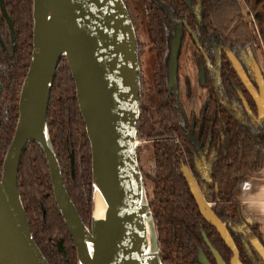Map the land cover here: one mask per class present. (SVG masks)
<instances>
[{
	"label": "trees",
	"instance_id": "obj_1",
	"mask_svg": "<svg viewBox=\"0 0 264 264\" xmlns=\"http://www.w3.org/2000/svg\"><path fill=\"white\" fill-rule=\"evenodd\" d=\"M138 42L139 58L143 52L141 31L146 34L149 51L153 53L151 81L141 80L137 140L149 149V173L144 175L140 153H136L143 180H149L147 194L162 264H198V251L209 253L204 237L229 264L231 252L216 230L201 216L189 187L180 173L186 166L197 182L204 199L213 203L212 210L222 220L239 252L242 264H264L255 253L242 249L234 231L236 225H246L259 239L255 225H247L240 212L238 196L245 183L264 163V120L257 123L243 111L236 118L233 103H239L237 92L243 87L227 61H223V105L216 94L207 103L203 119L195 123L194 133L184 128L173 96L167 93V63L171 45V25L179 19L192 28L191 6H199L201 26L198 33L213 35L220 44H230L239 50L253 45L264 56V0H123ZM13 22L19 25L17 52L24 61L12 94V115L8 128L0 137V173L2 158L10 144L17 122V99L25 78L32 46V0H12ZM240 3L245 7L240 9ZM249 16L250 20H244ZM202 28V33H201ZM206 29V30H204ZM202 44V43H201ZM264 79V68L261 69ZM234 87L239 90L234 89ZM246 98V95H245ZM247 100V98H246ZM251 108L254 109L253 103ZM242 109V108H241ZM243 110V109H242ZM47 129L59 163L67 194L83 224L91 225V153L85 125L78 109L75 85L65 59L58 65L51 91ZM190 133V135H189ZM193 138V139H192ZM210 139L213 157L205 178L195 166V140L203 148ZM18 189L26 220L40 252L48 264H76V250L55 204L47 164L40 148L31 143L24 152L18 171ZM62 242L65 257L57 243ZM210 259V258H209Z\"/></svg>",
	"mask_w": 264,
	"mask_h": 264
},
{
	"label": "water",
	"instance_id": "obj_2",
	"mask_svg": "<svg viewBox=\"0 0 264 264\" xmlns=\"http://www.w3.org/2000/svg\"><path fill=\"white\" fill-rule=\"evenodd\" d=\"M181 41L178 30L168 64L169 89L176 85ZM62 59L74 81L91 153L89 228L67 194L47 129L51 91ZM230 61L255 103L257 121L264 120L259 65L252 60L255 88L232 56ZM140 93L138 42L123 0H32L31 57L0 174V264H48L33 240L18 189L20 161L31 143L44 155L55 204L76 250V264H162L136 153ZM241 100L248 110L242 96ZM180 172L201 216L231 252L229 264H242L225 223L214 214L191 172L187 167ZM204 239L216 264H226ZM249 243L264 261V245L257 237ZM57 247L65 257L60 240ZM198 263L209 264L201 251Z\"/></svg>",
	"mask_w": 264,
	"mask_h": 264
},
{
	"label": "flooded vegetation",
	"instance_id": "obj_3",
	"mask_svg": "<svg viewBox=\"0 0 264 264\" xmlns=\"http://www.w3.org/2000/svg\"><path fill=\"white\" fill-rule=\"evenodd\" d=\"M11 1L12 0H0V137L2 133L5 132V129L8 128L9 121L11 120L12 94L14 92L15 80L18 76H20V72L22 71L24 65V61L23 60L20 61L19 53L17 52L20 29L18 23L13 22V16L11 12V10L13 9V3H11ZM190 10L194 16V22L191 23L192 28H188L185 21L182 19H179L177 22H174L171 25L172 41L170 45V53H171L172 44L175 40L176 31L178 30L182 33V41L180 46V54L178 58L177 81H176V85L174 87H171L170 89L168 88V64L170 59V53L167 63V83H166L167 93L173 96L174 98L176 108L179 110L181 118L184 121V128L187 129L189 127L190 133L191 134L194 133V131L196 130V129L194 130L195 123H199L202 121L203 115L207 107V103L210 101L212 94H216L217 97L219 98L220 103L223 105L224 89H223V84H221V82H223L221 81V78L223 79V61H227L230 64L231 68L235 73V76L239 80L245 93L243 94L240 91H238L237 96L239 98L240 104L233 103L234 107L227 108V110H232V113L234 114V116H236V118H240L241 116H243V111H244L247 116L254 119L257 123L261 122V121H257V110L252 97L249 95V93L243 86L241 80L237 76L236 71L230 61V56H232L239 63V65L242 67V69L244 70L245 74L247 75L253 86L256 88L254 83L253 70H252V60L254 59L256 63L257 60H256V52L253 48V45L247 47L245 50H241V49L239 50L237 47L231 46L230 44L219 45V43H223V42L222 41L219 42L216 38L213 37V35H209L208 32L207 34L204 33V36H201L198 33L199 27L202 25L199 6L195 4L191 6ZM201 33H202V28H201ZM145 38H146V34H145ZM31 40H32V34H31ZM188 41L192 43V46L194 48V52H193L194 58L193 57L192 58L196 66L197 83L199 85L201 92L204 91L203 95H201V98H203V105L201 109L198 111V113H196L195 110H192L189 113L186 112L184 106L182 105V98H181L182 93L186 101H190L193 97V88L190 80L186 77L184 79V83H182L179 73L181 56L185 50V46ZM141 42L143 43L144 47H143L142 55L139 58L140 82L142 80L145 83H148L151 81V77H152L153 61L152 64H150L151 70H150V76L148 78L145 75H144L145 77H143L142 68H141V61H142L141 59L144 55V52L147 53V55H149L148 57L150 58H153V53L149 51V45L147 44V40L145 42H143L142 40ZM31 50H32V46H31ZM30 57H31V52H30ZM259 68L261 70V67ZM202 74H203V78H202ZM234 89L235 91L239 90L236 87H234ZM245 95L249 103L250 102L253 103L255 107L254 109L251 108V104H248ZM241 96L244 98L248 110H246L245 106L243 105ZM17 109H18V99H17ZM210 146H211L210 139L207 140L203 148H200L198 146L196 140L194 142V149L196 153L195 166L200 176H202L203 178H205L208 173V165L213 157V150L210 148ZM206 149H207V153L205 154ZM209 204L214 205L213 203H209ZM212 207L213 206H211V208ZM220 221L223 222L222 220ZM234 231H236L235 233L237 234L238 238L241 240L243 251H245V253L248 254L249 256L252 253H255V251L252 249L249 243V239L257 236H255L248 229V227L243 224L236 225L234 227ZM257 238L259 239V237ZM259 241L264 245V240L262 236L259 239ZM204 243L207 247L209 257L203 251L201 250L199 251H201L204 254L209 264H216L215 259L210 251V248L205 242V239H204ZM207 243L210 245L208 241ZM210 247L214 249L211 245ZM199 251H198V255H199ZM198 255H197V261H198ZM256 256L259 257L257 254Z\"/></svg>",
	"mask_w": 264,
	"mask_h": 264
},
{
	"label": "rangeland",
	"instance_id": "obj_4",
	"mask_svg": "<svg viewBox=\"0 0 264 264\" xmlns=\"http://www.w3.org/2000/svg\"><path fill=\"white\" fill-rule=\"evenodd\" d=\"M138 3H139V5H141L142 0H138ZM240 9H242L243 11L245 10V7L242 5V3H240ZM244 20H250V17L245 16ZM140 35H141V38H140L141 41L143 40V42H145L146 38H145L144 30L141 31ZM193 52H194V48L192 46V43L190 41H188L186 46H185V50L181 56L180 71H179L182 83H184V79L187 77L190 80L192 88H193V97L190 101H186L184 99L183 93L181 95L182 105L184 106L186 112H188V113L192 110H195V112L198 113V111L201 109V107L203 105V98H201V95H203V93H204V91L201 92L199 85L197 83L196 66H195L194 60H193V58H194ZM255 52H256L257 63L259 65V67H261V69L263 70V68H264V56L261 53H258L257 51H255ZM148 56L149 55H147V53L144 52V55L141 59L142 60L141 61V68H142L143 77L146 76L149 78L150 70H151L150 64H152L153 58H150ZM147 58H148V60H147ZM144 80H146V79H144ZM146 144L147 143L144 141L137 140V146L138 147L141 148L143 145L145 146L143 151L140 153V156H141L140 165L142 167V171H143V174L145 176L148 175V173H149L148 158L150 157L149 156V149L150 148L148 146H146ZM144 184H145L146 194H148L150 196L151 192H152V187H151V183L149 182L147 177L145 178ZM211 206H213V205L211 204Z\"/></svg>",
	"mask_w": 264,
	"mask_h": 264
},
{
	"label": "crops",
	"instance_id": "obj_5",
	"mask_svg": "<svg viewBox=\"0 0 264 264\" xmlns=\"http://www.w3.org/2000/svg\"><path fill=\"white\" fill-rule=\"evenodd\" d=\"M238 201L243 220L257 226L264 240V163L261 169L245 183L239 193Z\"/></svg>",
	"mask_w": 264,
	"mask_h": 264
},
{
	"label": "bare ground",
	"instance_id": "obj_6",
	"mask_svg": "<svg viewBox=\"0 0 264 264\" xmlns=\"http://www.w3.org/2000/svg\"><path fill=\"white\" fill-rule=\"evenodd\" d=\"M97 219H99V216H98V214H97ZM98 226H99V223H98Z\"/></svg>",
	"mask_w": 264,
	"mask_h": 264
}]
</instances>
